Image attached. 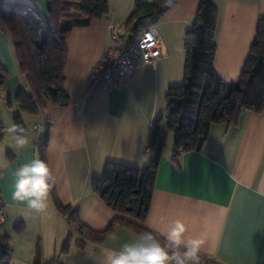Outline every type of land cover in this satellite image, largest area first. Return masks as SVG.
<instances>
[{
    "label": "crops",
    "instance_id": "obj_1",
    "mask_svg": "<svg viewBox=\"0 0 264 264\" xmlns=\"http://www.w3.org/2000/svg\"><path fill=\"white\" fill-rule=\"evenodd\" d=\"M1 1L23 2L45 16L48 13L46 0ZM134 3L109 0L108 17L70 31L65 68L69 105L49 102L38 114H31L37 119L25 116L38 130L35 134L27 129L29 146H5L0 151V195L6 217L0 233L10 237L11 264H33L38 241L43 262L55 260L51 264H94L90 253L100 255L105 246L119 247L108 238L96 241L81 236L76 222L58 211L51 191L47 219L46 214L12 199L15 169L37 155L41 159L40 144L46 133L47 162L60 201L76 209L77 220L104 231L121 214L106 205L94 191L93 182L103 176L108 162L138 168L149 165L154 157V126L160 116L164 148L149 213L144 221L124 217L157 234L181 220L186 235L203 240L200 260L264 264V111L245 110L237 124H213L201 150L178 156L174 134L167 129V94L184 81L186 37L201 0H176L162 15L145 20L146 27L156 25L163 41L162 55L155 63L140 58L130 74L108 88L98 86L90 77L105 49L113 46L115 30L128 33L124 23ZM215 4L219 9L215 70L224 79L236 80L243 72L258 22L264 17V0H215ZM1 74L5 78L0 89L9 92L8 98H3L10 105L9 111L21 117L29 114L12 101V92H17L20 83L27 89V83L20 73L11 36L0 24ZM6 139L3 131L0 143H6ZM9 144L14 146L12 138ZM113 232L120 235V243L139 233L117 221Z\"/></svg>",
    "mask_w": 264,
    "mask_h": 264
},
{
    "label": "trees",
    "instance_id": "obj_2",
    "mask_svg": "<svg viewBox=\"0 0 264 264\" xmlns=\"http://www.w3.org/2000/svg\"><path fill=\"white\" fill-rule=\"evenodd\" d=\"M175 1L135 0L124 23L126 32L138 35L146 27V19L162 15ZM46 2L47 16L19 1L4 2L0 9V24L11 36L20 73L27 78L31 89L29 92L22 87L15 99L21 112L29 114H38L49 102L59 106L69 105L71 97L65 87L68 35L75 26H88L96 19L108 17L110 12L109 0ZM218 20L219 9L215 0H201L196 20L186 37L184 81L171 87L167 94V128L174 134L177 156L181 152L201 150L213 124H237L245 110L264 111V17L258 22L243 72L236 80L224 79L215 70ZM4 78L1 74L0 85ZM162 118L160 116L154 126L151 142L154 157L149 165L138 168L108 162L103 176L94 180V191L107 206L121 214L106 230L96 231L77 220L76 209L60 201L53 185L51 193L58 211L76 222V231L81 236L104 241L112 233L116 221L139 233L145 231L124 216L144 221L149 213L164 148ZM14 120L26 128L21 115ZM4 128L0 120V138ZM46 135L45 141L40 144V157L47 162L48 133ZM71 236L72 232L65 249ZM12 255L9 235L0 233V264H11ZM53 261L43 262L42 245L38 241L33 264H51Z\"/></svg>",
    "mask_w": 264,
    "mask_h": 264
},
{
    "label": "clouds",
    "instance_id": "obj_3",
    "mask_svg": "<svg viewBox=\"0 0 264 264\" xmlns=\"http://www.w3.org/2000/svg\"><path fill=\"white\" fill-rule=\"evenodd\" d=\"M4 131L14 141L8 146L24 149L29 146L27 129L19 123H11ZM55 184L50 166L37 155L19 165L14 172L12 199L47 219L48 199ZM187 229L181 220H175L166 232L145 230L129 241L120 243L118 233H110L108 241L119 244L118 248L105 246L102 254L90 253L94 264H200L203 240L186 235Z\"/></svg>",
    "mask_w": 264,
    "mask_h": 264
},
{
    "label": "built area",
    "instance_id": "obj_4",
    "mask_svg": "<svg viewBox=\"0 0 264 264\" xmlns=\"http://www.w3.org/2000/svg\"><path fill=\"white\" fill-rule=\"evenodd\" d=\"M2 1L0 0V9ZM162 38L156 25L143 29L138 35L128 33L113 34V46L106 48L99 61L93 66L90 77L102 88L123 79L130 74L142 58L146 63H155L162 55ZM3 198L0 195V225L5 222ZM200 264H223L200 260Z\"/></svg>",
    "mask_w": 264,
    "mask_h": 264
},
{
    "label": "rangeland",
    "instance_id": "obj_5",
    "mask_svg": "<svg viewBox=\"0 0 264 264\" xmlns=\"http://www.w3.org/2000/svg\"><path fill=\"white\" fill-rule=\"evenodd\" d=\"M9 64L11 65V63H9ZM25 78L26 77H24V80H25V83H27V86H26L27 87V90L30 92L31 89H30L28 80H27V78L26 79ZM21 85H23V84L20 83V86H19V88H18V90H17L16 93H13L12 92V99H14L12 101L14 103L16 102V99H15L16 94L20 91V88L22 87ZM2 92L3 91H1V89H0V120L3 121L5 123V125H6V127H7V126H9L11 124V122L14 121V118L17 116L18 113L15 114V113H11L9 111L10 105L7 102H5V99H3V98H8V93L9 92H5V93L4 92L2 93ZM21 114L23 115L24 113H21ZM25 116H30V117H32L34 119H37V118L34 115H31V114H24L22 116L23 117V120H24V122L26 124V127H27L28 131L29 132L34 131V133L37 134L38 130L33 128L32 122H29V120H27V118ZM167 126H168V124H167ZM163 131H164V128H163ZM5 134L7 135L6 143L5 142L0 143V151H3V147H5V146L8 147L7 144H9L10 143V140H11V138L8 137L9 135L6 132H5Z\"/></svg>",
    "mask_w": 264,
    "mask_h": 264
}]
</instances>
